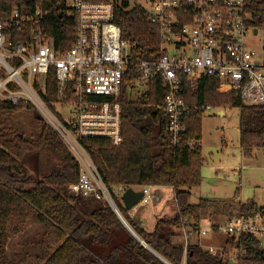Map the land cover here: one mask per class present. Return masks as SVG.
I'll list each match as a JSON object with an SVG mask.
<instances>
[{"label": "trees", "instance_id": "1", "mask_svg": "<svg viewBox=\"0 0 264 264\" xmlns=\"http://www.w3.org/2000/svg\"><path fill=\"white\" fill-rule=\"evenodd\" d=\"M66 0H0V20L15 8L33 13L42 8L49 13L51 35L56 49L70 50L76 39L75 23L63 13ZM109 2L112 0H90ZM253 26L264 30V0L251 6ZM63 13V14H61ZM115 24L123 39L139 44L144 58L153 59L161 44L158 33L144 10L120 2ZM133 77L135 75L133 74ZM132 78H130L131 80ZM197 91L187 88L188 103L236 108L240 112V147L245 158L264 146V106L245 105L236 92L220 93L219 79L202 77ZM127 85L121 94L123 142L113 146L107 139H87L84 147L100 178L127 224L158 255L170 264H264V249L254 236L244 235L238 242L229 238L223 252L211 254L192 235L200 227L210 201L190 204L191 190L203 180L205 159L201 145L202 112H188L186 133L178 146L169 142L167 116L153 108L161 104L166 89L153 82L146 97L132 102ZM47 102L55 100L56 79L47 78ZM29 105L0 104V264H165L145 248L124 226L105 199L93 194H74L70 186L79 181L80 166L59 135L39 116L32 134L23 132L16 115ZM196 142L194 146L190 144ZM54 165L43 173L41 158ZM33 163V168L29 164ZM118 186L128 188L171 187L175 190L178 213L172 219H159L155 230L139 228L121 198L113 193ZM264 213L255 201L240 206V215ZM187 230L188 242L174 239ZM21 237L19 251L10 254L12 239ZM244 258L229 261L235 252Z\"/></svg>", "mask_w": 264, "mask_h": 264}, {"label": "built area", "instance_id": "2", "mask_svg": "<svg viewBox=\"0 0 264 264\" xmlns=\"http://www.w3.org/2000/svg\"><path fill=\"white\" fill-rule=\"evenodd\" d=\"M120 2L143 9L155 27L161 47L153 59L144 58L139 44L123 39L122 29L114 22ZM254 2L66 0L62 12L67 20L74 21L76 39L64 53L56 49L48 12L39 8L28 14L15 8L0 20V104L31 106L59 135L80 166L79 181L70 186L72 193L112 200L83 142L100 138L113 146L121 145L120 98L128 79V96L139 86L145 90L140 98L146 97L153 82L166 89L162 103L153 108L166 114V132L172 146H178L186 133V113L205 115L221 108L188 103L187 88L197 91L204 76L219 79L220 93L234 91L245 105L264 106V62L247 43L259 34L254 33ZM51 71L56 95L48 103L46 88ZM126 190L118 186L113 193L121 198ZM142 191L139 206L148 205L152 198V187H143ZM194 235L200 239L223 235L236 242L250 235L264 249V213L238 215L225 226L200 225ZM185 238L187 246V232ZM225 245H211L205 250L217 254L225 250ZM242 252H235L228 260L244 258Z\"/></svg>", "mask_w": 264, "mask_h": 264}, {"label": "rangeland", "instance_id": "3", "mask_svg": "<svg viewBox=\"0 0 264 264\" xmlns=\"http://www.w3.org/2000/svg\"><path fill=\"white\" fill-rule=\"evenodd\" d=\"M128 1L134 2V0ZM254 1L262 2V0ZM247 43L257 51V58L264 62V30L259 31L258 36H251ZM144 92V89L137 86L130 92V101H138L139 94ZM221 111L225 114L220 115ZM37 117L35 110H24L16 115V122L23 132L32 134L35 131L34 123ZM239 126L240 112L236 108L222 107L203 116L202 145L205 159L203 180L200 188L191 190L190 204L197 205L201 199H209L210 205L203 216L207 222L218 226H225L230 220L235 219L240 215V206L250 201H255L260 207H264V146L255 149L251 157H243ZM41 163L43 173H48L54 165L44 157L41 158ZM28 166L34 169L33 163ZM166 195L162 199L155 198L148 206L154 208L155 212L166 205L167 215L163 218L170 219L175 204L171 191ZM204 226L209 228L208 223ZM216 238L207 242L220 248L228 241L223 235ZM21 240V237L12 239L9 246L10 254L19 251ZM217 240L220 241L218 244H216ZM174 243L182 244V240L175 238Z\"/></svg>", "mask_w": 264, "mask_h": 264}, {"label": "crops", "instance_id": "4", "mask_svg": "<svg viewBox=\"0 0 264 264\" xmlns=\"http://www.w3.org/2000/svg\"><path fill=\"white\" fill-rule=\"evenodd\" d=\"M224 114H225L224 111L220 112V115H224ZM201 145H202V142H201ZM202 148H203V145H202ZM135 189L136 190H142V188H135ZM170 191H171V194L173 195V201L175 204V208H173L172 212L170 213L171 215L173 214V216L170 218V219H172L178 213V208H177V204H176V200H175V190L173 188H171V187H152V198H151L150 203L152 202V200H154L157 197L162 199L164 196H167L166 194H169ZM207 200H209V199H207ZM150 203L148 205H150ZM148 205L137 207L134 210L129 211V215L133 219V221L137 224V226L139 228L143 229L144 231H146L148 233H152L155 230V226H156L157 221L159 219H166V218H163V216L167 215V212H166L167 207H166V205H163L160 210H157L154 212L155 209L152 207L150 208ZM204 217L205 216H202L201 225L204 226L205 223H208V225H210V226L211 225L217 226V224H215V223L207 222V220L204 219ZM185 231L187 232V230H184L182 233L178 234V236L176 237L178 239H181L183 244L186 243V238H185L186 232ZM191 237H192V242L199 243V244H201V246L203 248H206V247L211 246L213 244V243H208L207 241H209V239L210 240L217 239L216 237H218V236L212 235L209 238L200 239L196 235L193 234ZM225 241H226V239H225ZM219 242L220 241L217 240L216 244H218ZM226 242H224V244ZM224 244L221 245L220 248L223 247Z\"/></svg>", "mask_w": 264, "mask_h": 264}, {"label": "water", "instance_id": "5", "mask_svg": "<svg viewBox=\"0 0 264 264\" xmlns=\"http://www.w3.org/2000/svg\"><path fill=\"white\" fill-rule=\"evenodd\" d=\"M258 30L255 29V34H257ZM41 118V117H40ZM42 119V118H41ZM43 120V119H42ZM144 197V193L142 190H136L135 188H128L123 196L121 197V200L126 207L128 211H132L135 208L139 207L142 199ZM109 205L112 207V209L115 211V213L118 215L124 226L129 230V232L145 247L147 248L150 252H152L155 256H157L161 261H163L165 264H170L168 261L163 259L160 255H158L144 240H142L136 233L135 231L127 224L125 219L122 217L120 212L118 211L113 199L107 201Z\"/></svg>", "mask_w": 264, "mask_h": 264}]
</instances>
